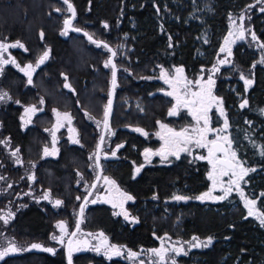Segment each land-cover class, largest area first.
I'll use <instances>...</instances> for the list:
<instances>
[{
  "label": "trees",
  "instance_id": "obj_1",
  "mask_svg": "<svg viewBox=\"0 0 264 264\" xmlns=\"http://www.w3.org/2000/svg\"><path fill=\"white\" fill-rule=\"evenodd\" d=\"M155 1L70 0L76 11L74 27L109 46L116 45L126 35V44L133 49L129 53L132 69L119 79L121 88L116 92L110 117L111 126L117 128L115 142L119 141L123 147L116 160L106 163L105 174L110 175L121 189L134 198L136 205L129 206V209L135 212L139 224L124 227L113 220L109 209L97 206L88 208L86 226L91 230L104 231L112 243L125 245L133 251L156 247L155 238L164 234H175L186 240L193 236L200 239L212 237L213 242L207 249L193 253L196 264H264V228L245 218L240 207L233 210L229 206L221 210H204L198 204L189 203L184 207H168L167 214L162 202L170 196L175 186L182 187L188 182L186 176L182 177L181 173L174 171L168 173L161 170L155 174L147 170L139 180H128L130 169L127 161H137L144 140L135 133L130 134L126 129L119 128L138 127L151 133L157 121L165 120L171 103L155 94L161 86L152 81L150 71L157 65L166 68L177 65L195 72L204 65L195 57V33H189V29L181 24H171L161 32L157 29V23L155 27L152 25V21L157 20ZM255 3L256 0L210 1L206 26L210 32L209 48L213 53L225 33L226 17L250 8V5L252 13L249 23L255 35L264 42V13L256 12L258 6ZM66 7L58 0H0V41L5 38L8 43L20 41L27 49L10 48L8 53L11 58L21 67L29 63L35 65L45 50H51L49 58L33 74L32 84H28L24 73L12 64L5 65L0 75V90L11 97L0 103V141H8L7 144L0 142V175L5 177L1 182L4 190L0 195V213H7V202L11 206L10 211L16 212L7 225L0 221V237L15 242L18 240L20 244L24 239H34L40 235V240L44 241L51 231L48 218L74 205L80 190L74 187V180L78 175L89 176L87 155L95 146L90 135L92 125L87 122V116L100 119L106 101L104 91L108 88V72L103 68V48H95L85 38L73 33L61 35L63 21L70 17V13L64 11ZM56 8L61 11H55ZM130 20H134L135 29L130 27ZM105 23L107 28L104 27ZM41 32L44 33L43 39ZM170 37H174L171 38L174 41ZM181 39L185 40L184 45H179V49L174 51L172 46ZM233 54L234 65L240 72H250L253 79L254 86L247 95L248 103L245 109L234 112L235 99L232 93L226 91V86L234 81V75L229 70H223L228 79L217 83L216 93L227 106L232 105V109H229L231 139L236 147H243L248 145L251 135V130L244 124L245 120L262 127L260 131L264 134V69H252L254 54L242 50L240 46ZM66 82L71 85V90L64 87ZM238 93H243L241 85ZM125 98L131 99L129 106L123 104ZM41 99L43 104L40 103ZM133 100L139 101L141 110L134 108ZM31 105L42 111H37L31 117V123L25 124L21 117L25 116L24 109ZM54 109L71 114L83 143V147L70 145L62 136L63 132L59 133L62 139L57 145L56 158L44 155V148L51 144L49 129L54 122ZM17 148L22 164H16L17 157L11 155ZM245 152L251 153L250 150ZM254 164L264 171L263 158ZM33 175L35 180H30L28 177ZM203 181L202 176L194 174L191 180L192 197L204 190ZM158 186L157 195L151 196L156 202H149L143 207L144 199L153 194V187ZM45 191L50 192V200L42 199ZM56 199L63 201V204L54 207L53 201ZM156 205L158 209L155 210ZM177 215L181 218L174 225ZM74 261L75 264H127L121 261L106 263L91 256H79ZM0 264L66 263L61 254L54 258L29 250L10 255L0 260Z\"/></svg>",
  "mask_w": 264,
  "mask_h": 264
},
{
  "label": "rangeland",
  "instance_id": "obj_2",
  "mask_svg": "<svg viewBox=\"0 0 264 264\" xmlns=\"http://www.w3.org/2000/svg\"><path fill=\"white\" fill-rule=\"evenodd\" d=\"M210 1L212 2L213 0H156L155 2L157 3L156 5V14H157V20L156 21H152V25H154L155 27V23L158 24L157 29L159 32H161V30H167V28L173 24V25H179L181 24L182 26H184L185 28L189 29V33H195L194 34V53H195V57L200 60V62H203L204 65L200 66L198 69H196L195 72L193 71H187L185 70V68H183L182 66H177V65H171L168 68L163 67L162 65H157L153 70L150 71V74L153 76L152 81L154 82H158L161 85V88L158 89L155 94H158L164 98H166L167 100H169L171 103L169 104V107L167 109L166 115H165V120L162 121L161 123L167 124L168 127L172 128L171 126L174 125L173 121H171L173 118H176L177 116H191V113L189 111V109L187 108H180L178 109V112L176 115L174 116H169L168 112L169 109H171L175 104V98L174 97H169L167 95H165L166 92L168 91H172V88L169 84H166L164 81H160V72L161 69L166 70L170 76L176 75L175 73V69L176 68H183L184 69V77L187 78V80L189 81H197V80H201L202 83L206 82L209 76H212L213 80L215 81L214 86L212 88V94L219 98L222 101V104L219 105H214L210 111H217L219 110V108H223V111H226L227 113H229V108L225 105V102L222 98H220L218 95H216V90H217V83L219 81L222 80H226L228 79L227 74H223V70H229L231 71L230 73H232L234 75V81L232 84H229L226 86V91H229L230 93H232L235 96L236 99V106H237V110L241 111L242 109H245V107L241 108L240 105L243 103L244 100H247V94L249 92V87H247L245 85V81L242 80L240 78L241 75H243L245 77V79L247 80H251L253 81V79L251 78V73L248 71H243L240 72L239 69L234 65L233 62V51L238 48L239 46L242 47V50L245 51H250L254 54L255 60L252 62L251 64V68L254 69L256 67H260L262 69H264V63H260L259 61L264 58V49H261L259 47L260 43H264L262 42L258 37L257 41H253L251 38V32H253L252 26L249 23V19H250V14L252 12H250V8L244 9L240 12L237 13H232L229 14L226 19V29H225V33L223 35V37L221 39H219V45L218 48L216 49V51L213 53L211 51V49L209 48V38H210V32L208 27L206 26V20H207V15L209 14L210 11ZM255 6H258V9H256L257 13H264L261 12L260 9L262 7H264V3H255ZM241 15L244 16V20L243 22L240 21V17ZM233 21H235V24H233ZM131 23V28L135 29V23L134 20H130L129 21ZM241 23H243V27L245 29H250L251 32L246 31L245 32V37L244 39H239L237 38L236 35V28L237 26H239ZM163 32V31H162ZM229 32H233V36L229 37L230 40H234V43L231 44V55L229 56L226 52H221L220 49L222 46H224V41H225V37L229 36ZM128 36H123V39L121 41H119L118 43H116V45L110 46L113 50H115L117 52V56L114 57V62L117 65L118 71H117V85L118 87L115 89L114 92V101H113V105H112V111L111 114L113 112V107H114V103H115V96H116V92L117 90H119L121 88V85L119 83V79L121 76L124 75V73H126L125 69H127L128 71H130V68L132 69V67L130 66L131 64V59L129 56V53L132 52V47H129L126 44V40H127ZM172 39H174V37H170ZM170 39V40H172ZM174 41V40H172ZM179 40H177V44L173 45L172 48L173 50H178L179 49V45L182 47L185 43L184 39H181L180 42H178ZM95 48L96 45L92 44ZM123 47H120V46ZM169 47H171V45H169ZM101 47H99L98 49H100ZM103 68L108 72V88L106 91H104V95L106 97V101H105V105L108 102L109 99V92H110V88H111V68H106L104 67V63L106 60L109 59V53L107 50H105L103 48ZM173 53H170V56H172ZM5 58H9L11 57L9 55L8 52H6L4 54ZM223 59H227L229 62L226 64H220L219 61L223 60ZM214 66L216 68L219 69V71L213 72V68ZM140 69V68H138ZM243 81V82H242ZM239 85L242 86V94L238 93L239 90ZM191 90L192 91H197L198 88L195 86V84L193 83V86H191ZM131 99L129 98H125L123 102L124 105L129 106L128 104H130ZM2 103V102H0ZM132 104L134 105V108L137 110H141L142 106L140 105L138 100H133ZM235 112V111H234ZM103 115H104V111H103ZM103 115L100 119H90L87 116V122H89L92 125V129H91V137L93 139V141L95 142V146L94 148L88 153V160H89V166L87 167V173H88V177H83L81 175H78L75 180H74V187L79 188L80 190L78 191L79 194H76V197L79 196L81 197L80 200L75 199V203L73 206H69V207H65L63 208V211L58 213V214H54L51 215L48 218V222L49 225L51 227V231L48 234V237L42 241L40 240V236H36L34 239H24L23 243L20 244V242H18L17 240V244L19 246H21L22 248H30V245L32 243H40L45 247H52L56 249V253L55 255L51 254V253H47V252H43L41 250L38 249H31L34 251H38L47 255H50L54 258H58L60 256V254L64 257L65 263L66 262V258H65V245H61L59 243H57L56 241L51 240V236L53 234L59 235V229L56 227L57 223L60 221H64L67 225V229L69 231V233L73 232L75 227H76V222H77V215H78V211H79V207L82 204L83 197L87 196L90 192V190L92 189L91 185L94 184L96 176H97V172H98V168L96 166V159L93 156V153L96 152V146L97 144L100 142V136L102 134V130H103V124L101 123L100 126H97V121H102L103 120ZM209 116V115H208ZM111 117V115H110ZM190 118V117H189ZM53 125L56 123V116L55 113L53 111ZM191 120V118H190ZM73 118H72V122L71 125L69 126L67 124V122H65V127L60 128L59 130L56 131V144L55 147L57 149V152L55 155H50V157L52 158H56L58 155V143L60 142V140L62 139V136L68 141V143L70 145H77L79 147H83V143L80 140V133L78 131V129L75 127L74 123H73ZM170 121L172 123H170ZM196 124L195 120L193 119L190 124L185 125L182 128H189L191 129L192 127H194ZM244 124L247 125L248 129L251 130V135L249 136V143L248 145H244L243 147H240L241 150V156H240V161H242L244 167L246 168H254L255 171L249 172L247 176H245L244 181L241 183V187L243 189V192L245 194V196L247 198H255L257 200V210L258 211H264V196H261V193H264L263 190L260 189H264V181L257 178L255 179V182L252 183L253 188L251 189L249 187L248 183V178L251 176H257L259 173L255 174L258 170L261 169L260 166L258 165H250L251 163H256L257 160H260L261 158L264 159V156H261L260 152L262 147H264V134L261 133L260 130H262L259 126L254 125L252 122L245 120ZM53 125L51 126L50 129L53 128ZM109 126L111 129V132L114 134H109L106 130H105V141L104 144L102 145V151L100 152V167L102 168V171L105 169L106 163L111 161V160H116L118 158V152L121 148H119V150H117V145H122V143H119V141L115 142V138H116V131L117 128L115 129L114 127L111 126L110 124V118H109ZM69 127H72L75 129V132H69ZM129 128L130 130H132L131 132L135 133L138 136H141L143 138V140L147 143L151 142L152 140H158L159 136L156 135L157 132H160V127L159 124H157V122L155 123V128L154 130L149 133L147 136H144L138 132L133 131L134 128L132 127H127V126H122L121 128H119V130H123V129H127ZM181 128V129H182ZM49 129V130H50ZM175 129V128H174ZM63 135L60 137L59 133H62ZM229 136V135H228ZM49 137L51 138V144L48 147L49 151L52 150V135L51 132L49 131ZM70 137H75L77 139H79L80 143L79 144H74L71 142ZM163 145V140L160 142L159 146L154 148L159 150L161 148V146ZM191 149L190 153H181L180 157H189L191 158V161L194 162H206L208 165V171L206 173V179L208 182V190L211 188L212 186V182L208 179V173L209 171H211V165L208 163L207 160H199L196 159V157L198 156H207V151H205L203 148H197L194 145H190L189 146ZM233 148V145H232ZM244 149V150H243ZM245 150H250L251 153H246ZM112 151H116V156L113 157L111 156V152ZM105 153H107V158H105ZM90 156H93L92 159H89ZM238 156V154H237ZM254 158V159H253ZM155 160L158 161L159 164H166V163H170V161L173 159V156H169L167 160H162L160 156H154V158H152L150 161L145 160V157L142 156L141 158V164L140 165H135L132 164V178L135 179L139 176L140 172L142 171L143 167H147V166H151L152 162ZM256 160V161H255ZM140 168V171L137 173L136 172V168ZM261 175L264 174L263 172L260 173ZM1 176V175H0ZM3 177V176H2ZM103 177H108L111 180H114L110 175H105L103 174L101 179ZM225 182H227V180L229 179V177H224L223 178ZM3 180H0V195H2V192L4 190V188L1 185V182ZM115 181V180H114ZM115 185L116 187H110L106 184H104L103 182L99 181L96 183V187L93 188L91 195H89L88 198V203L86 204L85 208H84V213H83V218H82V223L80 224V232L77 233L76 237H73V239L75 240H86L89 242V247L85 250L79 251V252H73L72 254V264H75L74 260L76 257L79 256H91V257H95L98 259H103L104 262L106 263H111L112 261H121V262H125L127 264H140V261L143 260L144 264H154L155 258L152 256L151 252L149 251L150 249H139L136 251L130 250L129 248H127V246L122 245V244H114L110 241L109 236L102 230H91L88 229L86 226V221H85V214L88 210V208L91 207H104L109 209L110 211V215L113 218V220L118 221L122 226L126 227V226H134L138 223V219L135 215V212L131 211L128 207V205H132L135 204V200L133 199L132 201H125L124 202V210H126L129 214V219L126 220L124 218V216L121 215H116L115 213H118L121 211V209L119 207L114 208L112 206V202H106V201H113L116 203H119L120 200L122 199L119 195V193L116 191V188H118L120 190V192H124L126 193L125 190L121 189L117 182L115 181ZM258 189L259 193L258 195L256 194V190ZM207 190V191H208ZM175 192H177L175 190ZM116 195H119V198L116 197ZM213 195H222V192L219 191V189H217ZM232 196L236 197V203L239 204V207H241L245 213L247 214V209L244 207V200L241 199L240 194L236 191H233L228 198H226L225 200L220 201L219 203H223V202H230V198ZM92 200H96V203H91ZM190 200V199H189ZM195 199H193L194 201ZM172 202H178L175 200H168L166 203H172ZM213 200H205L203 202V204L206 205H210L212 204ZM7 205V209L6 211H10L11 206L8 205V202L5 203ZM233 209V208H232ZM5 211V212H6ZM16 211V210H15ZM3 211V213H5ZM13 213V216H15L16 212L11 211ZM132 218H135V222L133 221ZM180 216L177 215L176 220L174 222V225H176L179 221H180ZM251 220H254L260 227V222L255 218V217H251ZM89 233H91L92 235H88ZM99 233H103L104 237L107 238V242L109 245H117L118 247L121 248L122 250V255L120 256H113L111 259H109L107 256H105L103 254V251H101L100 253H97L93 250H91V246L92 245H96L100 242L99 239L95 238L98 236ZM165 236L170 237L171 239H164V244L165 246H170L172 244H174L176 241H180L185 250L188 252L187 255H180L178 257H176L177 260V264H196V258L195 255L193 254L196 251H203L204 247H198V248H191L189 249V246L186 242L191 241L192 237L188 240L183 239L181 236H176L175 234H164L157 239V246L155 248L160 247L161 245V239L165 238ZM68 237H65V241H67ZM200 240H206V239H200ZM7 239H4L3 237H0V247H4L7 246L8 244ZM179 246V245H176ZM153 249V248H152ZM29 251V250H28ZM28 251H21L12 255H19V254H23L26 253ZM131 251V252H136L137 253V257L136 258H129L127 253ZM194 255V256H193Z\"/></svg>",
  "mask_w": 264,
  "mask_h": 264
},
{
  "label": "snow or ice",
  "instance_id": "obj_3",
  "mask_svg": "<svg viewBox=\"0 0 264 264\" xmlns=\"http://www.w3.org/2000/svg\"><path fill=\"white\" fill-rule=\"evenodd\" d=\"M256 2L264 3V0H256ZM63 4L67 7L64 11L71 13L70 17H66L63 21V30L61 31L62 36H67L69 31L73 32H81L82 29L76 28L73 25V21L76 17V11L73 4L70 0H63ZM249 7H252L250 5ZM55 11L60 12V8H56ZM261 12H264V7L260 9ZM244 16L241 15L240 21L243 22ZM235 24V21H233ZM104 27L107 28V23L104 24ZM251 32L250 29H245L243 27V23H241L236 28V35L239 39H244L245 32ZM84 35L87 36L88 40L95 44L96 47H103L111 56L108 60L105 61L104 67L111 68V88L112 90L109 92V99L107 104L104 106V115L102 121H97V126L99 127L100 124H103L104 130H106L109 134H114L111 132L109 126V118L112 111V96L115 92V89L118 87L117 85V65L114 62L113 58L117 56V52L113 50L107 43H103L93 39V36L87 32H84ZM233 32H229V36L225 37L224 46L221 47V52H226L229 56L231 55V44L234 43V40H230L229 37L233 36ZM41 39L44 37V33H40ZM251 38L253 41H257L258 38L254 32H251ZM171 39V38H169ZM120 47H123L122 45ZM259 47L264 49V43H260ZM10 48H24V45L20 41H16L15 43H8L5 40L0 41V75L4 72V66L8 64L15 65L24 75L27 77L28 84H32L33 82V74L35 73L36 69L39 68L45 61L49 58L50 49H47L43 52L41 56L38 57L35 65L32 63L26 64L25 66L21 67L14 58H5L4 54L8 52ZM27 51L26 48H24ZM229 61L227 59L220 60V64H226ZM260 63H264V58H262ZM127 71V69H125ZM219 71L218 68L214 66L213 72ZM176 75L170 76L169 73L161 69L160 72V79H163L166 84H169L172 88V91H168L165 95L169 97H174L176 104L169 109L168 115L174 116L177 114L178 109L180 108H187L189 109L193 119L195 120L196 124L191 129L189 128H182L177 131L174 128L168 127L167 124L161 123L157 121L159 124L160 132H157L156 135L159 136L161 140H163V145L161 148L155 152L151 149L144 150L145 160L150 161L151 156H160L162 160H167L169 156H174L177 159L180 158L181 153H190V145H194L197 148H206L207 149V156H198L196 159L199 160H207L208 163L212 166L211 171L208 173V179L212 182L211 188L199 196L194 197V199L200 200L201 202L205 200H213V201H222L228 198V196L233 192L236 191L240 194L241 199L244 200V207L247 209V215L249 217H255L261 226H264V211L257 210V200L255 198H247L243 192L241 187V183L245 182L244 178L248 175L249 172L255 171L254 168H246L244 167L242 161H240L237 157L236 151L232 148L233 141L230 139L228 135H221V133H227L229 122L227 118L224 119V127L222 129H213L209 127V116L208 113L210 109L214 105L222 104V101L215 97L212 94V88L214 86L215 81L213 80L212 76H209L207 81L202 83L201 80H197L195 82L187 80L184 77V69L183 68H176L175 69ZM242 80L245 81V85H250L252 83L251 80L245 79L243 75L240 76ZM65 81H67V77L65 76ZM193 83L198 88L197 91H192L191 86ZM65 88L71 90V85L69 83L64 84ZM74 91V90H73ZM11 97L8 96L7 92L0 90V102L10 100ZM16 103H20L16 101ZM40 103L43 104V99L40 100ZM247 100H244L243 103L240 105L241 108L247 105ZM37 111H42V109H37L35 105H31L24 109L25 116H22L21 119L24 121L25 124L31 123V117L37 113ZM56 116V123L53 125V128L49 131L52 135V150L49 151L48 147L44 148V155L50 156L55 155L57 149L55 147L56 144V131L60 128L65 127V122L70 126L72 122V116L70 113H61L59 111L53 110ZM221 115H224L223 108H220ZM88 115V113H85ZM27 117V119H25ZM90 119L92 117L89 116ZM69 132H75V129L69 127ZM133 131L138 132L144 136H147L148 133L144 131L142 128H134ZM215 133L216 136L214 139L209 140L208 134ZM71 142L74 144H79V139L75 137H70ZM105 136L102 134L100 136V142L96 146V152L93 153V156L96 159V166L99 167V160H100V152L102 151V145L104 144ZM2 143L7 144L8 141H0ZM123 147V145H117V150ZM19 148H17L14 152L11 153L12 156H16V164H22L23 162L18 157ZM261 156H264V147H262ZM107 153H105V158H107ZM93 156H90L89 159H92ZM111 156H116V151L111 152ZM140 168H136V172L138 173ZM229 177L227 182L224 181V177ZM30 180H35V176L28 177ZM5 179V177L0 176V180ZM99 179V177H97ZM106 184L111 185L112 187H116L115 181L111 180L108 177H103ZM8 187L10 188L11 185L9 184ZM92 188H95L96 185H91ZM219 189L222 192V195H213V193ZM116 191L119 193L120 197L122 198L119 203L113 201H106L112 202V206L114 208L119 207L121 209L120 212L115 213L116 215H123L126 220L129 219V214L126 210H124V202L125 201H132L134 198L127 193L120 192L118 188ZM91 195V192H89ZM261 196H264V193H261ZM51 194L49 191H45L43 193L42 199L50 200ZM193 197H187L183 195H174L173 199L176 201H187ZM77 200H80L81 197L77 196ZM84 203L80 205L79 215L81 217L80 220L76 222V231L69 233L67 229V225L64 221H60L57 223L56 227L59 229V235L53 234L51 236V240L56 241L61 245H65L68 251V264H72V254L73 252H79L85 250L89 247V242L86 240H75L73 237L77 236V233L80 232V224L82 223L84 208L88 201V196L83 197ZM96 200H92L91 203H96ZM63 204V201L56 199L53 201L54 207H59ZM13 213L8 211L6 214L0 213V221H3V224L7 225L9 220L12 218ZM135 222V218H132ZM88 235H92L89 233ZM65 237H68L67 241H65ZM100 242L96 245L91 246V250L100 253L103 251V254L111 259L113 256H120L122 255V250L117 245H109L107 242V238L104 237L103 233H99L97 237ZM164 239H171L170 237L165 236V238L161 239V245L158 248L150 249L152 256L155 258L154 264H177L176 257L180 255H187L188 252L185 250L183 244L180 241H176L174 244L170 246H165ZM212 237H208L206 240H200L199 237L193 236L191 241L186 242L191 248H198L204 247L207 248L212 244ZM179 245V246H176ZM31 249H38L43 252L51 253L55 255L56 249L52 247H45L40 243H32L30 248H22L19 246L15 241L9 240L7 246L0 247V260H4L6 257L21 252V251H28ZM129 258H136L137 253L129 251L127 253ZM140 264H144V261L141 260Z\"/></svg>",
  "mask_w": 264,
  "mask_h": 264
},
{
  "label": "flooded vegetation",
  "instance_id": "obj_4",
  "mask_svg": "<svg viewBox=\"0 0 264 264\" xmlns=\"http://www.w3.org/2000/svg\"><path fill=\"white\" fill-rule=\"evenodd\" d=\"M160 81H164L163 79H160ZM243 82V81H242ZM160 84V83H159ZM161 86V85H160ZM247 87H249V92L250 90L252 89V87L254 86V83L252 81V83L250 85H246ZM239 88V87H238ZM217 92V90H216ZM248 92V93H249ZM217 95V93H216ZM248 95V94H247ZM220 97V96H219ZM234 99H235V96L233 95ZM222 98V97H220ZM223 99V98H222ZM224 100V99H223ZM225 102V100H224ZM235 103H236V99H235ZM225 105H226V102H225ZM227 106V105H226ZM229 109H232V105H228L227 106ZM235 112H237V106H236V109H234ZM224 112V115H221V112H220V108L217 111H209L208 115H209V127L213 128V129H222L224 127V119L225 117L227 118L228 122H229V127H228V130H227V133H221V135H229L230 139H231V127H230V118H231V114L230 113H227L226 111H223ZM191 120H190V118ZM193 120V117L192 115L191 116H177L176 118H173L171 121H173L174 125H172L171 127L172 128H175L177 131H179L182 127H184L185 125H188L190 124V122ZM128 131V133H132L131 132L132 130H130L129 128L126 129ZM138 136V135H137ZM216 136L215 133H209L208 134V139L209 140H212L214 139ZM141 139H143L141 136H139ZM232 140V139H231ZM162 140L159 138L158 140H152L151 142L147 143L144 141V146L142 147V149L138 152V159L137 161H127V166L128 168L130 169L129 171V174H128V180L129 181H136V180H139L142 176H143V173L147 170H152L154 171V173H158V171H164V172H170V171H174L176 174H180L182 175V177H185L187 178V181L188 182H185L182 187H177L175 186L174 187V191H172V193H170V196L168 198H165L162 202V205L164 206V212L168 214V207H172V206H181V207H184V206H187L189 203H195V204H198L199 206L203 207L204 210H208L210 208L212 209H215V210H221V209H224V207H227L229 206L231 210L235 209L234 207H239V204L236 203V197L235 196H232L230 198V202L227 203V202H223V203H219L220 201H213L212 204L210 205H206V204H203V202H201L200 200H197L193 198H191L190 200L188 199L187 201H178V202H172V203H166L168 200H174L173 199V196L174 195H183V196H187V197H192L190 195V192L192 191V178L194 176V174H199V176H202L204 181H203V186H204V190L202 192H200L198 195L196 196H199L200 194L204 193V192H207L208 190V182H207V179H206V173L208 171V165L206 162H194V161H191L189 157H183L181 156L179 159H177L176 157L173 156V159L170 161V163H164V164H159L157 160L154 159V161L152 162V165L151 166H147V167H143L142 171L140 172L139 176L135 179L132 178V164H135V165H140L141 164V158L142 156H144V150L145 149H151L153 152L157 151V149L154 150V148L158 147L160 142ZM233 149L236 151V153L238 154V159L240 160V156H241V150H240V147H236L235 144L233 143ZM205 151H207L206 148H203ZM145 157V156H144ZM154 158V156H151L150 157V160ZM113 160L107 162V163H111ZM250 165H255L254 163H251ZM101 168V167H100ZM107 169V167L105 166V169L102 171V168H101V174H100V178H99V181H103V178L101 179L102 175L105 174V170ZM161 171V172H162ZM261 172L264 173V171H261L258 170L255 174L259 173L257 176H251L248 178V183L249 184V187L252 189L253 186H252V183L255 182V179L259 178L261 180L264 181V174H260ZM107 175V174H105ZM97 177V176H96ZM257 177V178H256ZM98 181V182H99ZM112 188V186H110ZM157 188L159 189V186L158 187H153L152 190L154 191L153 194L149 195L148 198L144 199V204H143V207L147 206V203L151 202H156V199L155 198H151V196H156L157 195ZM113 189V188H112ZM175 190L177 192H175ZM183 190V191H182ZM260 190H263L264 189H260ZM259 190V191H260ZM258 189L256 190V194L258 195L259 193ZM180 192V193H179ZM128 194V193H127ZM129 195V194H128ZM195 196V197H196ZM264 199V198H263ZM176 201V200H175ZM136 204H132L130 206H135ZM129 207V205H128ZM233 208V209H232ZM241 208V207H240ZM158 209V205L155 206V210ZM242 209V208H241ZM243 210V209H242ZM244 214H245V218L247 219H251V217H249L245 211L243 210ZM171 214V211L170 213ZM254 221V220H253ZM139 224V220H138V223L136 225ZM128 227H131V226H128ZM158 238V237H156ZM155 238L156 242H157V239ZM155 248V247H154ZM142 249V248H140ZM152 249V248H150ZM139 250V249H138Z\"/></svg>",
  "mask_w": 264,
  "mask_h": 264
},
{
  "label": "water",
  "instance_id": "obj_5",
  "mask_svg": "<svg viewBox=\"0 0 264 264\" xmlns=\"http://www.w3.org/2000/svg\"><path fill=\"white\" fill-rule=\"evenodd\" d=\"M58 1H60V2L63 3V0H58ZM70 16H71V13H70ZM69 33H73V34H76V35H78V36H81V37L85 38L89 43H91V42L88 40L87 36L84 35V31H83V30H82L81 32H73V31H69ZM100 42H103V41H100ZM103 43H105V42H103ZM91 44H92V43H91ZM94 45H95V44H94ZM102 48H103V47H102ZM105 50H106V49H105ZM108 53H109V52H108ZM110 56H111V53H109V57H110ZM113 60H114V58H113ZM111 90H112V88H110V91H111ZM111 98H112V100L114 101V94H113V96H112ZM112 105H113V103H112ZM102 134H103V135L105 134V130H104V128H103V130H102ZM102 134H101V135H102ZM99 165H100V163H99ZM97 168H98L97 177L100 178L101 168H100V166L97 167ZM97 177H96L95 182H94L95 185H96V183L99 181V179H97ZM102 182H103L104 184H106L105 181H104V179H103ZM106 185L111 186V185H109V184H106ZM92 190H93V188L90 190V192H92ZM87 196H88V198H89V194H88ZM116 197L119 198V195H116ZM82 203H84V201H83ZM79 210H80V207H79ZM80 219H81V217H80V215H79V211H78L77 220H80ZM74 231H76V227H75ZM74 231H73V232H74ZM65 258H66V262H67V264H68V251H67V247H66V246H65Z\"/></svg>",
  "mask_w": 264,
  "mask_h": 264
}]
</instances>
